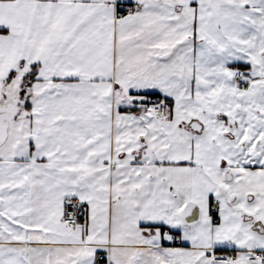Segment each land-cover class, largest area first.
I'll list each match as a JSON object with an SVG mask.
<instances>
[{"label": "snow or ice", "instance_id": "1", "mask_svg": "<svg viewBox=\"0 0 264 264\" xmlns=\"http://www.w3.org/2000/svg\"><path fill=\"white\" fill-rule=\"evenodd\" d=\"M0 264H264V0H0Z\"/></svg>", "mask_w": 264, "mask_h": 264}]
</instances>
